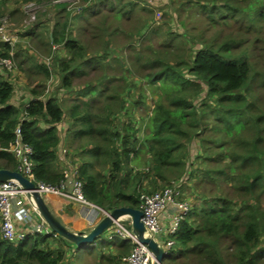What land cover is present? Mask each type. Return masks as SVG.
Instances as JSON below:
<instances>
[{
  "label": "trees",
  "instance_id": "obj_1",
  "mask_svg": "<svg viewBox=\"0 0 264 264\" xmlns=\"http://www.w3.org/2000/svg\"><path fill=\"white\" fill-rule=\"evenodd\" d=\"M205 1L211 4L209 8L225 9L221 16L228 12L252 20L246 29L255 28L257 34L264 31L257 22L264 18V0H252L256 7L250 8V0ZM132 2L110 4V9L119 17L121 9L130 11ZM57 4L63 10L67 6L66 2ZM88 10L98 13L89 6ZM105 20L103 16L98 26L104 35L103 49L109 46V34L117 29L109 31ZM69 24L67 17L55 21L46 43L49 52L53 45L65 49L66 55L56 58L55 64L61 88L74 93L69 104L51 95L42 98L37 84L20 107L11 100L12 82L0 74V168H16L11 147L19 138L31 147L35 179L59 185L63 174L56 149L57 125L66 120L68 163L76 165L82 194L89 202L105 210L138 207L142 191L170 183L181 190L190 182L195 198L200 199L179 223L163 264H264V104L252 98L251 84L255 74L264 79V61L261 70L253 67L249 50L236 49L246 42L236 35L217 46L200 39L198 49L192 40L190 48L196 50L174 63L157 54L144 56L135 47L133 63L141 62L149 69L137 73L138 94L132 82L125 94L121 93L123 85H108L116 79L112 74L74 90V76L84 74V66L102 65L106 56L86 57V44L71 35ZM35 29L28 30L29 42L41 35ZM8 49L0 42V55H7ZM33 65L45 78L49 76L45 64ZM18 67L29 73L22 61ZM147 99L151 104H146ZM138 107L144 114L135 120L133 111ZM17 126L19 135L14 131ZM131 246L128 240H117L114 253L100 254L106 259L100 264H120ZM69 247L68 240L49 228L28 232L17 242L0 236V264H60Z\"/></svg>",
  "mask_w": 264,
  "mask_h": 264
},
{
  "label": "rangeland",
  "instance_id": "obj_2",
  "mask_svg": "<svg viewBox=\"0 0 264 264\" xmlns=\"http://www.w3.org/2000/svg\"><path fill=\"white\" fill-rule=\"evenodd\" d=\"M261 1L263 2V0ZM126 2L128 0H72L66 2L68 7L63 10L60 7L61 5L48 4L46 0H0V13H2L0 14V22L4 20L6 27L11 32L17 33L18 36L15 48L17 52V57H15L16 68L10 77L14 88L11 100L21 107L30 97V88L40 84L43 92L42 98L51 95L55 96L61 104H69L74 93L70 94L61 88V75L57 72L55 64L56 58L66 55L65 49L53 45L50 49L51 52L46 50L52 24L55 21H62L66 17L70 22L69 31L71 35L81 39L86 44V57L93 56V54H104L106 56L102 65L84 66L85 73L74 76L72 86L74 90H77L88 81H97V78L102 75L110 76L112 74V78L116 79L110 80L108 85L111 86L116 82L123 85L121 93L125 94L128 85L132 82L135 84L133 90L138 94L140 82H138L137 73L145 74L149 69L140 66L141 62L133 63L136 55L135 47L141 48V53L144 56L157 54L174 63L177 59H180L179 57H187L190 50L193 52L198 49L200 39H204L203 42H212L214 43L213 46H217L222 40L236 35L246 40L236 49L246 47L249 50V58L253 61V67L261 70L260 66H263L264 56L262 55L264 53H262L260 46L263 44L264 31L257 34L255 28L248 27L249 30L246 29L252 22L246 16L232 15L228 12L221 16L220 11L225 9L221 8L219 11L218 8L213 6V8H209L211 4L205 0H133L130 3V11H127L128 7L123 8L119 11L121 16L116 17L115 11L110 9V4L117 7L126 4ZM254 5L255 3L250 0L248 7H256ZM88 6L98 10V13L97 11L95 14L89 12L91 9L88 10ZM80 7L81 9L78 11ZM12 10L14 12L10 13ZM82 11L83 15L79 16ZM157 12H161V14L160 19L156 21ZM32 14H35L34 20ZM3 15H6V18H2ZM103 16L106 17L104 22L105 25H108L109 31L117 28L116 31L109 34L110 43L107 49L100 47L104 35L98 26ZM35 22L38 25H34ZM257 22L264 30V18L259 17ZM33 26L36 31L41 32V35L35 38L34 42H29L30 33L28 30ZM191 36L195 38L193 39ZM192 40L198 43L196 49L190 48ZM43 58H49L50 66L48 68L50 74L46 78L33 65L34 63L39 64V62L43 63ZM138 60L140 61V58ZM19 61H22L24 68L29 69V73L19 69ZM119 61H123L122 66ZM125 68H130V70L125 71ZM251 84H253L252 98L257 100L258 104H264V79L262 75L255 74ZM146 104H151V100L147 99ZM133 113L135 114V120H138L144 114V111L143 108L138 107ZM121 117L125 119L123 115ZM190 151L192 154L194 153V145ZM165 185H161L157 189ZM180 193H182L180 197L190 204L199 202L200 198H195L190 182L183 186ZM122 223L126 227H130L129 221H123ZM111 241L103 232L95 240V246L88 247L86 245L85 248L82 247L89 250L91 255L89 257L91 263L89 264H96V253L94 255L93 253L100 252L98 249L110 245ZM71 244L74 243L71 242ZM84 249L81 250V248L76 247V250H81L79 251L81 253ZM89 261L83 264H87Z\"/></svg>",
  "mask_w": 264,
  "mask_h": 264
},
{
  "label": "built area",
  "instance_id": "obj_3",
  "mask_svg": "<svg viewBox=\"0 0 264 264\" xmlns=\"http://www.w3.org/2000/svg\"><path fill=\"white\" fill-rule=\"evenodd\" d=\"M72 0H51L49 3L57 4L60 2H69ZM68 7V5L66 6ZM81 7L78 9V11ZM161 12H157L156 21L160 19ZM33 20L35 14H32ZM2 18H6L3 15ZM1 19V18H0ZM0 22V42L7 44L8 54L0 55V74L7 76L10 80L12 73L16 68L15 48L17 43V33H13L6 27V22ZM43 63L49 67V58H43ZM52 61V59H51ZM15 134L19 135V127L15 128ZM16 157V168L23 176L34 184V191L43 194H58L70 201L78 202L84 206H91L106 215L105 209L89 202L82 194L81 181L77 175L76 165L68 163L67 149H61L58 159L64 162L62 166L63 179L59 185L47 184L41 180L35 179L32 172V161L29 158L31 147L21 141L19 138L11 147ZM180 189L177 184L170 183L160 189L150 192L142 191L139 194L138 207L142 214L140 220L144 225V236L150 237L158 243V246L164 251H168L173 246L172 236L179 227V223L190 210L191 204L180 197ZM26 198V199H25ZM30 200L31 205L36 209L31 191L26 190L16 179L6 178L0 181V236L1 238L17 242L23 238L29 231L18 229L15 222L21 221L28 223L35 218L32 216L26 200ZM39 214V213H38ZM40 216V214H39ZM43 220V218L40 216ZM37 219V217H36ZM34 219V220H36ZM44 221V220H43ZM38 222L32 224L33 230L37 232H46L47 227ZM123 221H129V216H121L113 219L112 223L104 230L108 239L120 238L132 243L130 251L121 257L120 264H153L154 256L146 244L138 241L136 233L131 226L126 227ZM45 222V221H44ZM46 223V222H45ZM162 264V263H161Z\"/></svg>",
  "mask_w": 264,
  "mask_h": 264
},
{
  "label": "crops",
  "instance_id": "obj_4",
  "mask_svg": "<svg viewBox=\"0 0 264 264\" xmlns=\"http://www.w3.org/2000/svg\"><path fill=\"white\" fill-rule=\"evenodd\" d=\"M66 126H67L66 120L60 122L57 125V133L60 136L59 144L56 147L57 153H59L61 149H67V154H68V151L70 150L69 147L66 146L67 145L66 142L69 136L66 131ZM58 163H59V167L62 168L64 162L59 160ZM41 196L45 204L49 208V210L53 213V215L57 217L61 221V223L71 231L87 232L101 217H103V213L97 210L96 208H93L91 206H84L78 202L70 201L69 199L61 195L49 193V194H43ZM25 204L28 206L31 215L35 216L34 219H36V217L37 219L36 220L33 219L28 223H24L17 220L15 224L18 229L21 230L28 229L27 231L31 232L33 230L32 224L35 225V223L38 222L42 223L41 221L43 220L40 218L38 211L35 210V207L31 205L29 199L26 200ZM43 226L48 228L47 224L44 221H43ZM117 240H123V239L117 237L116 239L111 241L112 243L110 245L102 246L101 247L102 249L101 248L98 249V251L100 252L93 253V255L96 253V261H95L96 264H100L101 262L105 263L106 261L105 258L104 259L101 258L100 256L101 253H105L107 257L109 256L108 254L114 253ZM87 246L91 247V246H95V244L91 243V244H87ZM84 248H81V250H83ZM67 251L68 252L66 259L63 260L60 264H83L91 259V258L89 259V257H91V255L89 254V250L84 249V251H82L81 253L76 250V247L74 246V244H71V242H70V247L68 248ZM93 251H97V250H93ZM89 263L91 262L89 261L87 264Z\"/></svg>",
  "mask_w": 264,
  "mask_h": 264
},
{
  "label": "water",
  "instance_id": "obj_5",
  "mask_svg": "<svg viewBox=\"0 0 264 264\" xmlns=\"http://www.w3.org/2000/svg\"><path fill=\"white\" fill-rule=\"evenodd\" d=\"M6 178L16 179L26 190L31 191L36 209L43 220L46 222L48 228L56 235H59L71 242L77 248H82L87 244L94 243L95 240L104 232V230L112 223L113 219L121 216H129L130 226L136 233L139 242L146 244L154 256L153 264H161L163 256L167 251H164L158 246V243L150 237L144 236V225L140 220L141 210L132 206H117L110 210H105L106 215L101 217L87 232L71 231L66 228L61 221L53 215L45 204L42 196L34 191V184L28 180L19 171L15 169L0 168V181Z\"/></svg>",
  "mask_w": 264,
  "mask_h": 264
}]
</instances>
